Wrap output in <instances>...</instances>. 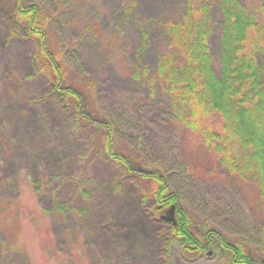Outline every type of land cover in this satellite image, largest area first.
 <instances>
[{
	"label": "rangeland",
	"instance_id": "obj_1",
	"mask_svg": "<svg viewBox=\"0 0 264 264\" xmlns=\"http://www.w3.org/2000/svg\"><path fill=\"white\" fill-rule=\"evenodd\" d=\"M36 1L52 16V37L76 60L72 71L85 69L107 111L125 112L127 123L117 125L120 141L134 157L171 174L199 221L196 229L204 232L213 224L264 245V215L250 213L224 177L193 171L188 151L194 139L185 133L186 140L167 122L168 96L160 90L149 94L144 79L130 75L137 52L142 63L156 67L165 47L160 21L177 17L183 0H138L131 13L118 12L125 0ZM14 12L12 0H0V198L20 196L21 223L20 235L0 223L1 241L18 240L15 248L0 249V264H224L220 248L196 260L186 259L177 241L167 249L172 221L162 217L165 211L159 215L143 180L96 150L98 130L73 123L72 111L36 71L34 41L15 24ZM214 14L213 64L220 73L217 5ZM140 20L149 22L143 50ZM91 22L100 24L101 36L86 31ZM119 27L122 45H116ZM258 59L264 67V48ZM34 180L43 184L38 193Z\"/></svg>",
	"mask_w": 264,
	"mask_h": 264
},
{
	"label": "trees",
	"instance_id": "obj_2",
	"mask_svg": "<svg viewBox=\"0 0 264 264\" xmlns=\"http://www.w3.org/2000/svg\"><path fill=\"white\" fill-rule=\"evenodd\" d=\"M12 2L15 24L34 41L32 61L36 71L46 76L52 92L72 111L73 123L99 131L96 150L128 175L143 180L159 215L176 205L177 222H171L167 249L177 241L188 260L212 257L220 248L224 264H264L262 242H252L247 235L230 233L213 224L204 232L196 229L199 221L182 201L171 174L159 164L134 157L118 138V123H127L125 112L107 111L98 100L96 83L85 69L80 73L72 71L76 60L66 56L58 36L52 37L54 26L48 9L36 0ZM137 5L138 0H125L118 12L131 13ZM215 5L221 14L220 73L214 68L211 44L217 23ZM160 22L165 47L158 55L156 67L142 63L137 52L130 75L144 79L149 94L160 90L168 96L167 122L186 140V134L194 139V147L191 144L188 151L193 171L196 167L205 177H224L250 213L264 215V67L258 59V51L264 48V0H183L177 17ZM148 23L139 21V50L147 45ZM85 27L94 36L102 35L97 22ZM123 33L119 27L116 45L123 44ZM42 185L40 180L31 182L35 193ZM82 192L87 196L86 190ZM20 203V196L0 198V223L6 231H13L11 234L20 235V227L16 229L21 223L16 214ZM17 241L0 240V249L15 248Z\"/></svg>",
	"mask_w": 264,
	"mask_h": 264
},
{
	"label": "water",
	"instance_id": "obj_3",
	"mask_svg": "<svg viewBox=\"0 0 264 264\" xmlns=\"http://www.w3.org/2000/svg\"><path fill=\"white\" fill-rule=\"evenodd\" d=\"M162 217L172 221L173 223H176V205L172 204L170 207L165 209V213L162 214Z\"/></svg>",
	"mask_w": 264,
	"mask_h": 264
}]
</instances>
